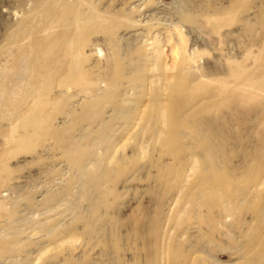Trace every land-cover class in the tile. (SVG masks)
I'll return each mask as SVG.
<instances>
[{
  "label": "rangeland",
  "instance_id": "374dc122",
  "mask_svg": "<svg viewBox=\"0 0 264 264\" xmlns=\"http://www.w3.org/2000/svg\"><path fill=\"white\" fill-rule=\"evenodd\" d=\"M56 1L0 0V264H264V95L228 126L227 106L186 119L168 95L161 136L124 141L139 40L174 23L193 73L221 76L247 51L252 71L264 0H159L161 15L157 0L127 15L136 0ZM216 15L217 31L193 29ZM197 119L212 120L210 151Z\"/></svg>",
  "mask_w": 264,
  "mask_h": 264
},
{
  "label": "bare ground",
  "instance_id": "6f19581e",
  "mask_svg": "<svg viewBox=\"0 0 264 264\" xmlns=\"http://www.w3.org/2000/svg\"><path fill=\"white\" fill-rule=\"evenodd\" d=\"M59 1L60 0H57L56 3ZM136 1L137 3L135 6L130 7L126 13H121L120 15L129 14L130 9H134L135 7L142 8L144 1ZM154 3L157 4L155 7V13L158 15L164 14L165 6L159 4V0L154 1ZM61 5L58 4L60 8ZM75 16L76 15H74L73 19L74 22L77 23L81 18ZM95 17L116 21L118 20V11L113 10L112 12H105L102 16H99L97 12L90 10L89 14L83 19L91 20L95 19ZM63 22L66 23V20ZM51 24L52 22L49 21L44 25V28L51 27ZM157 24H159V27L152 28L150 31L153 33L156 30L154 36L139 40V43L143 45L141 48L142 51L135 59L136 61L133 65L135 71L130 75L128 81L130 82L129 84H131L130 93L135 92V94H137L136 97L139 99L135 100L133 113L129 116L130 131H128V135L124 139L127 145L129 144L133 149L139 148L141 143H139L138 139L139 135L142 133H144L147 139H154L161 136H159V133L157 132H160V128H162L165 123L162 101L163 98L168 95L173 100L177 97L182 98V100L176 104L182 109L188 110L186 112L188 114H185L186 119H196L197 115L201 114V112H206V109L209 108V106L216 108L227 106L229 111L222 115L221 118L224 124L228 126L234 118L245 117L248 113L254 110L255 107H253V105L249 107V103L257 100L261 95H264V37L259 46L258 53L252 57L251 63L255 66L252 71H249L248 63L246 62L250 57V53L247 51L244 53L240 61H228L224 68L225 71L221 76H218V74L205 75L203 73H193L191 71L195 66L192 62L197 60L198 55H193L191 49L189 52L186 50L185 38L180 33L181 29L175 26L174 23L165 21H159ZM221 24V15L213 17L206 16L204 25L203 23L202 25L201 23H197L196 25L198 27L205 26L206 28L193 29H206L208 32L213 33L217 31ZM164 51H167L165 57L170 60V63H174V66L171 67L170 65H167L168 63H166V61H161L160 55ZM122 67L123 65H118L114 69L115 72L113 73L116 75L117 79L123 77ZM196 99L198 100L196 101ZM261 109H263L262 115L264 116V108ZM198 120L200 119H197L196 124H193L194 126L192 129L194 134H191V138L195 139V142H198V139L201 138L199 130L206 125V128H209V131H207L209 138L208 142L205 144H198V146H204L206 151H208L207 149L210 151L212 149V135H214V132H212L214 130H212L213 128L210 126L212 125V120L207 119L202 120V122H200L201 120ZM174 127L177 128L176 125ZM261 131H264L263 122L261 123ZM174 134L175 132L172 133L173 136ZM189 136L190 134L186 135V137ZM218 136H220L219 133ZM259 137L260 140H258L257 144L261 145L263 143V136L261 133ZM114 153H112L113 156ZM111 158L112 156L110 159ZM191 176L193 177L192 174L185 175L184 177L186 178H184L183 181L188 182L192 178ZM94 179H96V177ZM187 184L191 185V183ZM86 246L87 243L84 242L76 245V248L86 255H89V252H86Z\"/></svg>",
  "mask_w": 264,
  "mask_h": 264
}]
</instances>
